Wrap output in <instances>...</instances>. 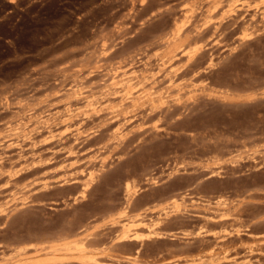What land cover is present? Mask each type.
Segmentation results:
<instances>
[{"label": "rangeland", "instance_id": "obj_1", "mask_svg": "<svg viewBox=\"0 0 264 264\" xmlns=\"http://www.w3.org/2000/svg\"><path fill=\"white\" fill-rule=\"evenodd\" d=\"M229 1L0 0V264H264V0Z\"/></svg>", "mask_w": 264, "mask_h": 264}, {"label": "bare ground", "instance_id": "obj_2", "mask_svg": "<svg viewBox=\"0 0 264 264\" xmlns=\"http://www.w3.org/2000/svg\"><path fill=\"white\" fill-rule=\"evenodd\" d=\"M239 1H242V0H230L229 1V4H228V11L231 13V15H232V13H237V11H238V7H239V4H238V2ZM263 16H264V8H263ZM262 16V17H263ZM244 31V34H249V32H251L250 31V28L249 27H246L245 28V30H243ZM164 63V62H163ZM149 64L150 63H146V67L148 66V69H146V72H141V71H139V70H136V68L134 69H132L131 71H128V70H123V71H115V73H114V75H113V79H111L112 81H109V83H106L105 84V86H104V84H103V89H105V91H110V93H112V96L114 95V98H116L118 101H117V108L119 109L120 107H122L123 105L124 106H126L127 104H129V105H137V104H139L140 102H142V101H154L155 99H158V98H163V95H166L161 89H159L158 87H157V85H155L154 83H146L145 82V80H136L137 79V77H139V76H143V78H146V75H144V74H148V73H152V72H154V68L153 67H149ZM144 65V64H143ZM151 65V64H150ZM171 66V65H170ZM158 67V66H157ZM161 67H163V68H161ZM160 69H162V70H164V73H166L167 74V76H168V80H169V83L171 84V83H173V82H175V76L173 75V73H172V70H170L169 69V67L168 68H166V65H162V66H160L159 67ZM158 68V69H159ZM145 69H143V70H145ZM161 70V71H162ZM81 81V80H80ZM136 81V82H135ZM138 81V82H137ZM168 82V81H167ZM135 83L136 84H138V85H141V87H140V92L138 93V91L137 92H134V91H132V89H129L130 87H134L135 86ZM77 84V83H76ZM75 84V85H76ZM79 84V83H78ZM117 84H121L120 85V88H119V85H118V87H116V85ZM113 90V91H112ZM113 92H114V94H113ZM69 95L70 96H68L69 97V101H68V103H67V110H66V115L65 116H67V118L69 119V118H71L72 116H74L73 114H74V111L76 110V108H74L75 107V103H72V101H73V99H74V101H76V100H81L82 99V101L83 100H85V102L87 103V105L88 106H90V107H93V106H95L96 104L98 105H102L103 106V104H104V102L103 101H94V100H92V98H91V96L90 95H88V94H85L83 91H81L80 89H79V87H78V85L77 86H75V87H72L71 88V90H70V93H69ZM111 95V94H110ZM112 96H109V98L107 99V101H109V102H114L113 101V99H111L110 97H112ZM166 99V98H165ZM84 102V103H85ZM103 102V103H102ZM126 104V105H125ZM96 105V106H97ZM74 106V107H73ZM87 106V107H88ZM90 107H88L89 109H90ZM112 107H114V106H112ZM97 108V107H96ZM101 110H102V108H101ZM28 112V111H27ZM33 113V112H32ZM25 114V113H24ZM26 114H28V113H26ZM51 115V114H50ZM25 116V115H24ZM27 116V115H26ZM48 116V115H47ZM63 116V115H62ZM22 117V119H23V116H21ZM21 117L19 118L20 120H21ZM55 117V116H54ZM42 119L43 118H45V117H41ZM49 117H47L46 119H44L43 120V123H47V124H51V122H50V120H52V118L53 117H50L49 119H48ZM56 118V117H55ZM25 120V119H24ZM38 120V119H37ZM53 121V120H52ZM25 122H27V121H25ZM23 123V125L25 124H27V123ZM38 122V121H37ZM31 123V122H30ZM34 123V122H33ZM69 122H67L66 124H68ZM21 124H22V122H21ZM35 124V123H34ZM22 125V126H23ZM28 125V124H27ZM32 125V124H31ZM40 126H41V124H40ZM119 126H120V124H119ZM27 127V126H26ZM25 127V128H26ZM72 126H70V124H69V126H67V128L65 129L66 131L68 130V131H70V128H71ZM22 127L20 126L19 127V129L20 130H23V129H21ZM23 128H24V126H23ZM24 128V129H25ZM49 133H53V132H55L54 131V129H52V126L51 125H49ZM34 129V128H33ZM39 129V128H38ZM37 129V130H38ZM27 130V129H26ZM29 131V130H28ZM30 131H32V130H30ZM27 131H24L23 130V132H22V135H23V137H27L28 135H30V133H32V132H30V133H28ZM21 134V133H20ZM54 134V133H53ZM18 135V134H17ZM32 135V134H31ZM50 136H51V134H49ZM55 135H56V133H55ZM52 136H54V135H52ZM33 137V136H32ZM21 138V137H20ZM32 139V138H31ZM11 140V139H10ZM13 140V139H12ZM19 142V141H18ZM20 144V142L19 143H17V142H15V140L14 141H11V143L10 144ZM17 145V146H18ZM23 146V145H22ZM22 146H20L19 145V147L21 148ZM88 181H93V179H94V174H93V172H92V170L89 172V174H88ZM86 184H88V183H86ZM131 189L132 188H130L129 187V191L128 192H130L131 191ZM218 202V201H217ZM222 203V202H221ZM221 205V204H220ZM138 217H140V219L142 220V221H140V223H141V225H135V224H132V222H128V223H124L123 224V229H124V237H122V238H124V240H126V241H131V242H133V241H140V240H143V239H145L143 236L145 235L146 236V238H152V237H154V236H157V235H159V234H161V233H159V230H158V223L157 222H155L153 219H150V220H146L145 219V216L142 214V213H140L139 215H137ZM122 228V227H121ZM138 228H141V229H144V230H146L147 232H146V234H144V233H142V232H140V231H136V229H138ZM135 231V232H134ZM159 236H161V235H159ZM218 239H219V237H218ZM251 247V246H250Z\"/></svg>", "mask_w": 264, "mask_h": 264}]
</instances>
